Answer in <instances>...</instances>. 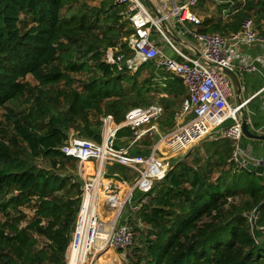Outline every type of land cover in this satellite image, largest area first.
I'll return each mask as SVG.
<instances>
[{"label":"trees","instance_id":"16d2710c","mask_svg":"<svg viewBox=\"0 0 264 264\" xmlns=\"http://www.w3.org/2000/svg\"><path fill=\"white\" fill-rule=\"evenodd\" d=\"M74 1L0 0V111L23 96L30 102L27 110L8 107L5 113L13 133L8 141L0 137V209L33 198L36 209L24 228L12 225L9 233L7 224H0V264H66L82 180L39 167L35 158L47 157L53 166H75V159L61 151L72 133L101 142L103 116L112 114L120 122L132 107L152 104L157 93L183 87L181 78L154 62L132 73L105 60L111 47L129 51L125 38L133 29L127 3L100 0L98 6L71 9ZM245 17H253L264 33V0H243L228 20L207 17L197 30L234 32ZM144 68L150 75L140 83ZM71 72L90 77L77 89ZM27 75L38 84L32 85ZM61 81L72 87L55 91ZM158 101L176 112L174 102L165 97ZM123 134L131 136L132 131L124 127L118 136ZM212 145L206 164L175 160L155 182L148 202L137 212L146 229L127 264H264V207L257 212L264 202V174L232 158L235 144L230 138L219 137ZM11 189L17 194L2 202ZM238 194L247 197L230 202ZM28 230L43 235L48 247L36 250V238Z\"/></svg>","mask_w":264,"mask_h":264},{"label":"built area","instance_id":"2783aa9c","mask_svg":"<svg viewBox=\"0 0 264 264\" xmlns=\"http://www.w3.org/2000/svg\"><path fill=\"white\" fill-rule=\"evenodd\" d=\"M119 1L128 4L127 19L133 29L125 38L129 51L111 47L105 54V60L116 64L122 71H136L144 63L154 62L157 67L181 78L187 93L181 104V112L177 115L176 126L169 131H163L160 126L163 106L141 105L129 109L120 122L112 114L103 116L101 142L72 133L61 146L63 153L76 160L80 177L83 176L82 167L86 163L92 167L91 174L82 179L81 204L67 247L66 264H92L98 248L112 246L125 249L132 245L135 233L129 222L130 218L127 216L121 222V215L126 214V210L138 212L148 202L155 182L166 176L172 163L158 155L165 147L181 151L206 140L210 135H216L230 138L234 142L232 158L241 166H245V163L239 160V150L244 159L257 165L264 163L263 155H251L253 146L243 148L242 139L245 135L240 116L244 106L254 97L263 95L264 104V86L233 106L228 98L233 95L235 84L232 77L224 71L227 68L236 73H251L259 70L258 64L264 65V56L252 57L243 50L245 45L264 46V33L258 29L255 19L245 17L240 29L227 35L185 28L194 42L201 45L194 52V45L183 43L193 51L194 55H190L172 41V33L168 27L163 26V20L167 21L172 17L181 23L191 21L200 24L201 18L189 9L190 6L206 1L220 3V0L174 2L169 13L156 18L141 0ZM165 7L166 4L164 9ZM155 33L163 36L165 44L172 48L176 57L164 53ZM241 89L244 90L245 87L242 86ZM229 121L232 123L226 124ZM124 127L132 131L131 141L127 146L116 145L118 132ZM258 133H264V124L258 129ZM146 137H156L158 143L148 154L135 151L132 147ZM108 164H117L133 171L134 179L127 184L125 180L110 178L106 169ZM124 186L126 188L122 191ZM102 192L107 204L119 205L110 223H105L100 214L99 199ZM139 192L141 195L137 197ZM256 217L257 212L254 211L251 221L254 222Z\"/></svg>","mask_w":264,"mask_h":264},{"label":"rangeland","instance_id":"374dc122","mask_svg":"<svg viewBox=\"0 0 264 264\" xmlns=\"http://www.w3.org/2000/svg\"><path fill=\"white\" fill-rule=\"evenodd\" d=\"M141 1L144 2V0H141ZM183 1H185V0H177L178 3H182ZM237 1H238V3H240L243 0H237ZM209 3H211V2L210 1L199 2L195 5H191L189 9L192 12H195V9H197V8H200L201 10H203L204 6H206ZM99 4H100V0H76L72 3V5L70 7H71V9H77L81 6H84V8L87 9L89 7H92V6H98ZM172 5H173V3H172ZM212 5H213L212 8H214V7L218 8V6H219V4L216 2H213ZM67 7L64 8V11H67ZM153 15L156 16L155 13H153ZM123 20H126V15L123 17ZM167 23L171 27V29L174 31V33H177L176 28L173 27L172 21H167ZM186 25L191 29L195 28V25L191 26V24L188 22H186ZM175 36H177V35L175 34ZM155 37H156L157 41L160 42V46L165 44V40L161 34L155 33ZM182 37H184L186 40H189V37L186 35H182ZM158 69H160V68L158 67ZM149 70H150L149 68L142 69L141 75L138 79V82L141 83L145 77H148L150 75ZM131 72L133 73L134 71H131ZM70 74L73 78H76V82L72 86L77 88V89H80L81 83L85 80H88V78L90 77L89 73H87V72H71ZM238 74L242 75V72L239 71ZM158 79H159V77L155 78L154 80H158ZM26 80H28L32 85L38 84V81L32 75H27ZM72 86H67L63 81H61L58 85L55 86V91L57 90V88L64 89L67 87L70 88ZM156 97H157V100H154L153 103L159 104L160 102L158 101V97H161L160 93H157ZM129 99L131 101V100H134L135 98L130 97ZM234 99H235L234 96H230L228 98L229 102L232 105H235L237 102V101L235 102ZM29 104H30L29 99L26 98L25 96H23V97L18 98L15 101L7 103V107H3L1 109V111H0V134H1L0 137L1 138H4L5 140L8 141L11 134L13 133L12 127L6 122V119H5V113L7 112L8 107H14L18 111H20V110H27L29 108V106H28ZM161 105H163V104H161ZM139 106H141V105H139ZM134 107H136V106H134ZM180 112H181V108H180L179 112L177 113V115L180 114ZM214 119H215V116L212 117V121H214ZM3 128H6L5 131H2ZM217 138H219V137H217L216 135H210L206 140L199 142L198 144H196L195 146H193L189 149H183L181 151H175V150H171V149H168L167 147H165V149H163V152H161V150L158 152V155L165 158V159H169L171 161V163L174 162L175 160L181 159V160H186L188 162V164H190L192 166H195L199 163L206 164L207 157L211 156V154H212V152H211L212 147H213L212 144L214 143L215 139H217ZM144 139H146L147 141H150V143L145 144ZM128 141L129 140H126L124 142H120L118 139H116L115 142H116V145L124 146L128 143ZM157 143H158V138H156V137L154 139L143 138L138 143H136L132 148L135 150V148L138 147V148H141L142 151H144L143 150L144 148L151 150L152 147H154V145ZM137 144H139V145H137ZM149 146H152V147L148 148ZM145 152H146V150H145ZM147 154H148V152H147ZM196 157L198 160L196 159ZM34 163H36L39 167H42V168L45 167V168L54 170L58 173H61L62 175L72 174L73 177H76L78 179L82 177L81 180L83 179V177L86 178L88 176V174H91V172H92L91 165L89 163H86L85 166L82 167L83 176L80 177L79 173H78V165L76 163V160H73V163L75 164V166L72 165L71 163H68V162L65 164L64 167L59 166V165L53 166L52 161L49 158L41 156L39 158H35ZM170 165L172 166V164H170ZM80 169L81 168L79 167V170ZM118 169H121V170H119L120 176L125 178L127 184H130L132 178L134 179V177H135V173L131 170H127V168H125L123 166H119ZM213 175H214V177H217L218 173H214ZM78 179H76V180H78ZM125 188H126V186L122 187V191ZM17 192H18V190H16V189L9 190L6 193L5 197L2 198L1 201L5 202V201L9 200L10 196L17 194ZM245 197H247V195L238 194L235 197H231L229 200L233 204H237V203H240L242 201V199ZM118 207H119L118 204H110V203L107 204L106 196L103 195V192H102V196L99 199V209H100V214H102L101 217L105 223H110V221L113 220L114 215L118 210ZM35 210L36 209H35V199L34 198L31 199V201L29 203H26L24 205H19L18 207H14L12 205V203H9L6 211L0 209V224L6 223L7 224V227H6L7 232L12 233L13 231L11 229V226L16 225L19 228L26 227L35 218V216H36ZM127 216H129V218H130L129 222L133 226L135 236H136L135 240L133 241V244L130 245L129 247L125 248V249H123V248L118 249V248H114L112 246H107L106 250H104L102 253H99L98 256L95 257V260L93 261L92 264H127V262L129 261V256L133 253V251H132L133 247L141 244L139 242V238L141 237V235H139V234L141 232L145 231V229H146L145 223H143L141 221V219L138 217L137 212L135 213V212H130V211L126 210V214L123 213L121 215L120 221L123 222L124 220H126ZM28 233L36 238V241H37V244L35 246L36 250L41 249L43 247H48L47 246V239L43 235H41L40 233H38L36 231H32V230H28ZM65 260H66V257H65Z\"/></svg>","mask_w":264,"mask_h":264},{"label":"crops","instance_id":"0c3cea01","mask_svg":"<svg viewBox=\"0 0 264 264\" xmlns=\"http://www.w3.org/2000/svg\"><path fill=\"white\" fill-rule=\"evenodd\" d=\"M174 2H177V0H144V2H142L147 8L148 10L152 13H155L154 10L158 9L162 14L163 13H169L170 10L172 9ZM211 3L207 4L206 6H204L203 10H201L200 8L195 9V14L201 18V20L203 21L205 18L207 17H222L223 20H228L231 17V10L232 8L235 7L236 4H238L237 0H220L222 8H212L213 5L212 3L214 1H210ZM173 3V5H172ZM178 3V2H177ZM228 3H230L228 5ZM164 4H166V7L164 9ZM219 4V3H218ZM197 12V13H196ZM156 14V13H155ZM154 16V15H153ZM155 18L158 17L157 15L154 16ZM173 18L171 17L169 20L167 21H172L173 23V27L176 28L177 33H174V31L171 29V27L168 25L167 21H166V27H168V29H170L171 33H172V41L178 45L179 47H181V49L183 51H185L186 53L190 54V55H194L193 51L190 50L189 48H187L184 44H191L194 45V52H196V50L199 48H201V45L197 44L194 42V40L191 38V36L185 32V28H189L186 25V22L190 23L191 26L195 25V29H198V24H195L191 21H185L184 23H182V26L177 27L175 22L172 20ZM184 28V30H183ZM191 29V28H190ZM225 33L224 35L229 34ZM175 34L177 36H175ZM182 35H186L189 37V40H186L184 37H182ZM184 43V44H183ZM160 45V44H159ZM166 44L162 45L161 47L164 50V46ZM183 47V48H182ZM243 50L245 51V53L249 54L252 57H256L259 55L264 56V46L262 45H250V46H243ZM259 65V70L255 71V72H242V75L238 74V78L240 80V85L241 87L244 86L245 89L239 92L236 88L234 89V93L232 96L235 97V102L236 104L240 103L239 100L242 99L243 101L245 99H247L248 97L252 96L253 94H255L256 92H258L263 86H264V65L263 64H258ZM172 74V73H171ZM187 93L186 87L183 83V87L181 88H176V90H174L173 92H163L160 93L161 97H165L166 99H168L170 102H174V104L176 105L174 108L176 109V112H170L167 111V109L164 107V104L161 105L159 103V105L163 106L164 108V114L163 116L160 118V126L162 127L163 131H169L171 129H173L176 126V122H177V113L179 112L180 108H181V104L183 101V98L185 97ZM160 102V101H159ZM156 104V103H153ZM158 104V103H157ZM235 104V105H236ZM233 105V106H235ZM245 110V112L247 113V117L248 120L250 121L253 131L254 132H258V129L264 124V104H263V95H258L256 97H254L253 99H251L243 108ZM241 119L243 118L244 114H240ZM232 122L229 121L226 124L230 125ZM147 139H152L150 137H146ZM117 139L120 142H124L126 140H129L128 143L126 145L129 144L131 137L129 135H120L117 136ZM144 141L147 142L146 139H144ZM150 142V141H149ZM155 142V141H154ZM146 144V143H145ZM124 145V146H126ZM139 145V144H137ZM242 146L244 149H247L248 146H253V152H251L252 156L255 157H259L261 155L264 156V140H258L255 138H249L247 136H244L242 139ZM152 146H149L148 148H150ZM139 150V151H138ZM144 151H142L141 148H135V151L137 152H141L144 154H147V152L149 153L151 150L149 149H143ZM146 150V152H145ZM115 165L117 164H108L107 165V172L108 175L111 176L110 178H114L116 181H122L125 180V178L121 177L119 174V170L118 167L120 165H117V167H115ZM126 168V167H125ZM128 170V169H127ZM118 174V176H117ZM108 176V177H109ZM133 179V178H132ZM126 181V180H125ZM125 187V186H124ZM137 197H139L141 195V193H137L136 194ZM104 234V233H103Z\"/></svg>","mask_w":264,"mask_h":264},{"label":"water","instance_id":"95a60500","mask_svg":"<svg viewBox=\"0 0 264 264\" xmlns=\"http://www.w3.org/2000/svg\"><path fill=\"white\" fill-rule=\"evenodd\" d=\"M154 12L156 13V15L158 17H163V14L158 9H155ZM172 20L175 22L177 27L182 26V23L179 20H177L176 18H173ZM162 24H163V26H166V21L163 20ZM183 30H184V28H183ZM163 51L166 55H168L170 57H173V58L176 57V54L173 52L172 48L168 44H166L164 46ZM224 71L232 77L234 84H235V88L240 92L241 91V85H240V80L238 78V74L235 71L228 70L227 68H225ZM242 101H243L242 99L239 100V102H242ZM241 112H242V114H244L243 118L241 119L243 134L249 138L264 140V133L254 132L252 125H251L250 121L248 120L247 113L245 112L244 109H242ZM239 153H240L239 160L243 161L245 163V167L247 169L252 170V171L259 173V174L264 173V163L259 164V165L254 164L253 162L248 161L242 157L241 150H239ZM263 207H264V202L259 206L257 212L260 211ZM261 229L264 231V227H262Z\"/></svg>","mask_w":264,"mask_h":264},{"label":"bare ground","instance_id":"6f19581e","mask_svg":"<svg viewBox=\"0 0 264 264\" xmlns=\"http://www.w3.org/2000/svg\"><path fill=\"white\" fill-rule=\"evenodd\" d=\"M109 213V212H108ZM111 213V212H110ZM102 215V214H101ZM109 216V215H108ZM107 249V247H102V248H98V250L95 252V255L94 256H96L97 257V254L98 253H101V252H103L104 250H106ZM100 250H102V251H100Z\"/></svg>","mask_w":264,"mask_h":264}]
</instances>
